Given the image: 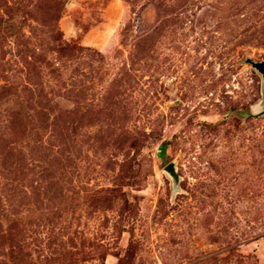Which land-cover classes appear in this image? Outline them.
<instances>
[{"label": "rangeland", "instance_id": "obj_1", "mask_svg": "<svg viewBox=\"0 0 264 264\" xmlns=\"http://www.w3.org/2000/svg\"><path fill=\"white\" fill-rule=\"evenodd\" d=\"M246 57L264 0H0V264H264Z\"/></svg>", "mask_w": 264, "mask_h": 264}, {"label": "water", "instance_id": "obj_2", "mask_svg": "<svg viewBox=\"0 0 264 264\" xmlns=\"http://www.w3.org/2000/svg\"><path fill=\"white\" fill-rule=\"evenodd\" d=\"M244 63L248 64L253 68L261 77L262 80V90H263V105H264V61H255L249 57L244 59ZM260 115L264 114V108L260 111ZM164 173L171 181L172 191L175 192L179 188L180 176L176 171V165L174 161L167 163L163 168Z\"/></svg>", "mask_w": 264, "mask_h": 264}]
</instances>
